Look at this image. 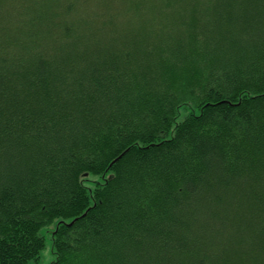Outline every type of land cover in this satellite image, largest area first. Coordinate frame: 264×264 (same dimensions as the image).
Masks as SVG:
<instances>
[{
  "label": "trees",
  "instance_id": "obj_1",
  "mask_svg": "<svg viewBox=\"0 0 264 264\" xmlns=\"http://www.w3.org/2000/svg\"><path fill=\"white\" fill-rule=\"evenodd\" d=\"M89 2L0 0V264H264V0Z\"/></svg>",
  "mask_w": 264,
  "mask_h": 264
},
{
  "label": "rangeland",
  "instance_id": "obj_2",
  "mask_svg": "<svg viewBox=\"0 0 264 264\" xmlns=\"http://www.w3.org/2000/svg\"><path fill=\"white\" fill-rule=\"evenodd\" d=\"M89 5L92 7L94 5V0H90ZM121 5H118L117 7L114 5L115 11L120 7ZM124 12V11H123ZM122 24H127V21L125 19H121L120 21ZM43 234L45 237L47 235L45 234V231H43ZM52 243L50 241V238L47 239L46 242V249L43 251L41 258L38 260V262H30L29 264H51L54 260V256L52 254Z\"/></svg>",
  "mask_w": 264,
  "mask_h": 264
},
{
  "label": "water",
  "instance_id": "obj_3",
  "mask_svg": "<svg viewBox=\"0 0 264 264\" xmlns=\"http://www.w3.org/2000/svg\"><path fill=\"white\" fill-rule=\"evenodd\" d=\"M73 224V223H72Z\"/></svg>",
  "mask_w": 264,
  "mask_h": 264
}]
</instances>
